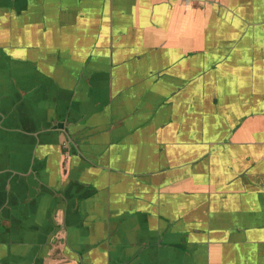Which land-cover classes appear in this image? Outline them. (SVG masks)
Masks as SVG:
<instances>
[{
	"label": "crops",
	"instance_id": "0c3cea01",
	"mask_svg": "<svg viewBox=\"0 0 264 264\" xmlns=\"http://www.w3.org/2000/svg\"><path fill=\"white\" fill-rule=\"evenodd\" d=\"M0 264H264V0H0Z\"/></svg>",
	"mask_w": 264,
	"mask_h": 264
}]
</instances>
